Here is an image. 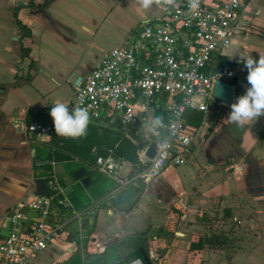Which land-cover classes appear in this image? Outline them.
Wrapping results in <instances>:
<instances>
[{"label":"crops","instance_id":"1","mask_svg":"<svg viewBox=\"0 0 264 264\" xmlns=\"http://www.w3.org/2000/svg\"><path fill=\"white\" fill-rule=\"evenodd\" d=\"M207 1L217 4L220 0ZM29 2L0 0V239L11 231L9 215L16 204L37 193L42 173L37 162L56 156L53 137L34 143L22 123L27 126L29 116L69 101L76 86L110 49L124 47L138 27L156 24L163 15L160 0L148 9L131 0ZM259 53L264 55V0H247L232 45L216 54L208 67L211 73H234L223 79L236 87L235 102L250 87L241 58L258 60ZM224 62L231 69L223 68ZM57 92L59 99H55ZM152 107L153 127H160L169 118L168 110L158 100ZM230 112L229 107L214 106L202 113L193 157L143 185L144 194L130 212L119 211L112 202L121 192L118 186H102L99 181L92 185V174L99 173L93 164L79 158L56 160L74 212L88 213L79 221L72 211L53 208L51 221L65 224L69 238L51 243L30 264L144 260L133 256L139 245L146 248L152 264H264V116L239 127L227 120ZM94 126L120 132L110 119ZM126 165L129 171L123 174ZM80 169L86 171L93 187L74 177ZM135 172L125 161L121 176ZM219 207L248 233L233 252L217 243L192 250L200 238L193 236L197 219ZM224 235L229 244L232 236Z\"/></svg>","mask_w":264,"mask_h":264},{"label":"built area","instance_id":"2","mask_svg":"<svg viewBox=\"0 0 264 264\" xmlns=\"http://www.w3.org/2000/svg\"><path fill=\"white\" fill-rule=\"evenodd\" d=\"M160 2L163 15L159 22L141 25L124 47L110 49L65 102L70 111L76 107L87 109L94 125L101 126L110 119L124 136H134L141 161L148 146L157 143L155 158L142 161L145 167L129 177L121 176L125 161L112 149L97 158L96 170L114 179L119 191L147 185L169 167L189 162L198 127L188 123L187 113L205 114L211 107L224 106L214 96V85L234 75L211 73L208 67L216 54L232 45L247 0H220L217 4L199 0L195 9L189 6V0H175L173 6L165 0ZM157 100L163 102L169 118L155 128L151 112ZM25 129L34 143L51 140L55 133L51 119L36 120ZM57 163L54 158L37 162L48 194L31 193L12 209L11 231L0 239V264H30L51 243L69 238L65 224L51 221L53 208L72 211L79 221L88 213L74 212L58 176ZM121 264L144 261L135 258Z\"/></svg>","mask_w":264,"mask_h":264},{"label":"trees","instance_id":"3","mask_svg":"<svg viewBox=\"0 0 264 264\" xmlns=\"http://www.w3.org/2000/svg\"><path fill=\"white\" fill-rule=\"evenodd\" d=\"M29 5H32V0H30ZM20 26L21 28L26 29L21 24ZM223 66V68L228 69H231L232 67V65L228 62H224ZM28 119V124H31L36 120H53L49 110H44L38 113L36 112L33 116H29ZM202 119V113H187V121L189 124L199 127L202 123ZM53 139L54 140H52L51 143L55 148L56 156L54 159L58 162L66 161L72 158H79L94 165L99 156L112 149L117 157L131 163L133 170L138 171L145 167V164L142 163L140 157L138 156V150L140 147L136 146L134 143V139L136 138L134 136H132V138L126 136L124 137L119 131L114 129L99 128L89 124L86 136L78 138H64L62 136H58L55 132ZM96 149H98V153H95ZM60 151H67L68 155L61 154ZM213 243L225 246L226 244L228 245V238L225 235H211L210 237L204 239L200 237L197 242H193L192 250L201 251L205 244L211 245ZM134 253L133 256H145L146 259L144 258V260L148 262L147 250L144 246H137ZM147 264L152 263L149 261Z\"/></svg>","mask_w":264,"mask_h":264},{"label":"clouds","instance_id":"4","mask_svg":"<svg viewBox=\"0 0 264 264\" xmlns=\"http://www.w3.org/2000/svg\"><path fill=\"white\" fill-rule=\"evenodd\" d=\"M142 9H148L154 0H131ZM167 5H175V0H165ZM199 0H189V6L198 7ZM248 71L247 81L250 87L246 93L239 96L231 105V112L227 120L244 127L254 119L264 116V55L259 53V59L241 58ZM50 115L54 122L55 132L58 136L66 138H78L87 135L90 116L85 108L76 107L69 110L67 103L57 102L52 106ZM159 123V120H157Z\"/></svg>","mask_w":264,"mask_h":264},{"label":"water","instance_id":"5","mask_svg":"<svg viewBox=\"0 0 264 264\" xmlns=\"http://www.w3.org/2000/svg\"><path fill=\"white\" fill-rule=\"evenodd\" d=\"M22 4V3H21ZM214 96L216 99L222 102L226 107L231 108V105L236 99V87L225 79H219L214 85ZM23 129L26 130L25 123L23 122ZM157 154V143L152 142L146 151L145 158H142L143 162H149L153 160ZM74 177L81 180L85 186L91 185V180L86 176V171L80 169L74 173ZM37 194L46 196L48 194L45 183L42 180L36 182ZM142 187L133 185L125 190H122L112 198L114 206L121 212H130L134 209L135 205L139 202L144 194ZM146 259V257L144 256Z\"/></svg>","mask_w":264,"mask_h":264},{"label":"rangeland","instance_id":"6","mask_svg":"<svg viewBox=\"0 0 264 264\" xmlns=\"http://www.w3.org/2000/svg\"><path fill=\"white\" fill-rule=\"evenodd\" d=\"M60 96H61L60 92H57L55 99H59ZM127 171H129L128 165L125 166L123 174L126 173ZM92 177L94 179V183L92 185L97 184V182L99 181V183H101L102 186L105 185V186H110L112 188L117 187V182L110 177H107L100 173L98 174L96 173V175L92 174ZM140 187L144 188L143 185H141ZM218 209L219 210H214L213 213L202 214L201 216H199V218L195 223L197 226H195V228L193 229V236L203 237L206 236L203 235L206 233L208 234L211 233L210 235L216 233L215 235L218 236L229 233L232 236L231 237L232 239L230 240L226 248H231V252H233L238 247V241H242L241 236L243 235L245 236V234L248 233V231L246 230L244 232L239 226H237L238 224L236 225L235 222H233V218L229 217L228 213H226L225 210H221V207H219Z\"/></svg>","mask_w":264,"mask_h":264}]
</instances>
